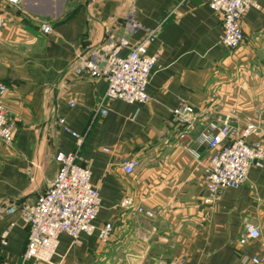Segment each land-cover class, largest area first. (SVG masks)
<instances>
[{
  "label": "crops",
  "instance_id": "1",
  "mask_svg": "<svg viewBox=\"0 0 264 264\" xmlns=\"http://www.w3.org/2000/svg\"><path fill=\"white\" fill-rule=\"evenodd\" d=\"M207 1L0 0L1 102L14 123L11 142L0 140V264H30L21 260L27 227L18 206L45 191L57 170L55 153L76 148L71 132L82 137L76 162L89 169L100 203L93 232L73 242L60 233L53 261L156 264L181 257L182 264H256L252 259L262 257L257 264H264V160L250 164L244 184L204 202L211 151L195 142L219 114L230 115L238 129L251 118L259 134L248 141L264 147V0L244 13V39L235 48L220 43L221 17ZM153 28L146 54L157 58L147 101L108 99L106 112H98L104 79L75 74L72 62L99 52L107 38L133 46ZM180 101L195 114L185 139L171 114ZM130 158L137 165L126 173L122 161ZM124 197L132 207L119 205ZM245 221L261 234L242 244ZM104 223L111 231L102 242L97 232Z\"/></svg>",
  "mask_w": 264,
  "mask_h": 264
},
{
  "label": "built area",
  "instance_id": "2",
  "mask_svg": "<svg viewBox=\"0 0 264 264\" xmlns=\"http://www.w3.org/2000/svg\"><path fill=\"white\" fill-rule=\"evenodd\" d=\"M17 4L20 0H5ZM210 9L221 17L222 32L220 43L229 48H235L244 39L241 21L249 8L259 7V0H208ZM3 19L0 14V28ZM135 22H129V29H136ZM48 27H43L47 31ZM155 28L148 29L145 36L133 46H128L125 38L115 42L107 38L100 51H92L79 55L72 62L75 74H87L91 77H102L105 81V91L98 101L97 110L104 114V101L119 99L127 103H144L148 97L145 93L149 72L157 58V54H146L147 44L153 39ZM126 49L121 53V49ZM5 87L0 83V140L9 144L12 139L14 123L8 117V110L1 102ZM175 121L180 125L179 139H185L193 127L195 114L193 107L180 101L171 110ZM75 138L76 148L68 152H56L54 160L57 170L47 188L38 195L31 204L22 203L18 206L20 217L27 227V237L21 260L30 264H58L52 260L57 243V237L64 233L73 241L80 233L91 234L94 230L93 220L99 209V195L89 181V169L76 162L78 147L82 137L71 132ZM259 130L251 118H247L242 129H238L230 115H215L208 120L195 138L199 145L207 147L211 153L208 164L203 169V185L207 192L204 202L211 199L222 189L239 187L248 178V168L251 163L262 166L264 147L259 139L248 141L250 136H258ZM194 157H198L195 149L183 144ZM107 150V149H104ZM137 165V160L130 158L122 161V169L131 173ZM124 208L133 206L129 197L120 200ZM13 206L6 208L11 212ZM137 210H140L137 207ZM111 226L104 223L97 232V238L105 242L110 234ZM261 234L258 226L249 221L244 222V232L239 242L257 238ZM183 258L159 260L156 264H182ZM262 257H254L253 263H261Z\"/></svg>",
  "mask_w": 264,
  "mask_h": 264
}]
</instances>
